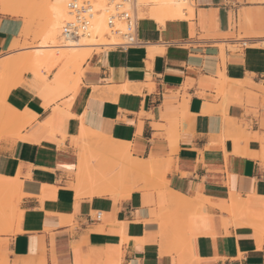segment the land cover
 <instances>
[{
    "label": "crops",
    "instance_id": "crops-1",
    "mask_svg": "<svg viewBox=\"0 0 264 264\" xmlns=\"http://www.w3.org/2000/svg\"><path fill=\"white\" fill-rule=\"evenodd\" d=\"M52 1L0 0V58ZM189 8L3 91L0 264H264V0Z\"/></svg>",
    "mask_w": 264,
    "mask_h": 264
},
{
    "label": "rangeland",
    "instance_id": "rangeland-1",
    "mask_svg": "<svg viewBox=\"0 0 264 264\" xmlns=\"http://www.w3.org/2000/svg\"><path fill=\"white\" fill-rule=\"evenodd\" d=\"M95 1L100 2V0H95ZM138 3L141 5V9H143V7H145V6L150 5V10H152L151 16L156 17V18L165 19L163 16V13L159 9V7H161L160 6L161 4L159 1L138 0ZM48 7H49L48 3H45V5L41 7V10L39 12L40 23L37 26L36 30L32 33V39L28 40V41H26V40L23 41L15 49L16 53H13L10 50L4 56L6 59H9V60L15 59L16 64H14L15 68H14V65L10 64L7 66V68H8V69L6 68L7 70L0 69V112H1V109L3 106V98H2L3 91L6 94L17 83H20L26 74H31L32 76L37 78L39 81H41L43 83V85H47L49 83L48 78L54 70H56V72L60 71V70H63V71L66 70V71H64L65 74H64V77L62 78V80L57 81L55 79V77L57 75L56 74L55 76L54 75L52 76L51 83H53V84L55 83L57 86L67 84L69 90L74 89V86H75V79L74 78L79 74L77 70H79V72H80L81 66L83 63L81 64L80 67H77L75 64L70 63V62H69V64H70L69 65L68 61L58 57V55H60V53L62 52L60 49H55V50H52L50 52H47V53L52 54L54 56V58L60 59L55 64L52 63L54 60L53 61L51 60V63L49 62V60H47L49 63L44 61V62H42V64L41 63H32V64L28 63V64H26L25 63L26 61H24V59L26 60L27 58H29L30 55L36 56V55L43 54V53H37L36 54L35 52L32 51V49L38 48V46L40 47L41 45H43L42 42H44V40H45L46 30H47V26H48V18H47V16L45 17V15L49 11ZM182 9H188V10L190 9L189 3L187 1L185 2V4H183L179 8V11ZM179 11H178L177 15H179ZM58 43L64 44V42L61 41L60 37L58 39ZM93 51H99V49H96ZM4 57H2V58H4ZM2 58H0V59H2ZM21 60H23L24 62H22ZM18 61L21 62V64ZM18 63H19V66H18ZM68 65H69V68H68ZM71 65H73V66H71ZM10 67H11V69H9ZM73 70H75L76 72ZM75 73H76V75H75ZM53 77H54V79H53ZM2 121H3V128L0 129V136L8 134V129H7L8 121L4 118L2 119ZM0 203H2L5 206V217H4L3 223L5 224V226H8L9 227L8 230H10L13 227L14 223L18 220V214H19L18 209H17V196H16V192L14 191V188L10 191H0ZM259 220H260L261 226L264 227V215L261 218H259Z\"/></svg>",
    "mask_w": 264,
    "mask_h": 264
},
{
    "label": "built area",
    "instance_id": "built-area-1",
    "mask_svg": "<svg viewBox=\"0 0 264 264\" xmlns=\"http://www.w3.org/2000/svg\"><path fill=\"white\" fill-rule=\"evenodd\" d=\"M192 4L193 0H186ZM65 17L60 25L62 42H78L88 36L97 18H101L107 34L114 39L110 46L126 51L137 45V23L141 5L138 0H67ZM100 214L94 216L99 221Z\"/></svg>",
    "mask_w": 264,
    "mask_h": 264
},
{
    "label": "bare ground",
    "instance_id": "bare-ground-1",
    "mask_svg": "<svg viewBox=\"0 0 264 264\" xmlns=\"http://www.w3.org/2000/svg\"><path fill=\"white\" fill-rule=\"evenodd\" d=\"M66 1L67 0H53L51 2L52 4L49 3V4H51V6L49 5L50 11H48L49 12L48 15L46 14V16L48 18V26H47V30H46L45 40H44V42H42L43 45H41L38 48L33 49V52H35L36 54L37 53H43V54L36 55V56L30 55L29 58H27L28 60L24 59V61H26L25 62L26 64H28V63H30V64L41 63L42 64V62H44V61L48 62L47 60H49L50 63H51V60L52 61L54 60L52 63L55 64L58 62V60H60L59 58H61V59H65L66 61H68V64L70 62V63L75 64L77 67H80L81 64L84 62V60L91 55L93 50L99 49V47L108 48V47H111L110 45L114 43V39L110 35L107 34L104 23H103L102 19L99 17L95 20L92 31L88 36H84V37L80 38L78 42H64V44L63 43L59 44L58 43L59 34H60L59 30H60L61 22L64 19L65 13H66V10H65ZM155 1L160 2L161 7H159V9L162 8L165 11H167L168 16L171 19V17L178 14L179 8L183 4H185L186 0L185 1H182V0H155ZM139 16H140V12H139ZM55 49H60L62 51L60 53V55H58L59 58H57V59L54 58V56L52 54L47 53V52H50V51L55 50ZM21 61L24 62L23 60H21ZM15 62H16L15 59L14 60L2 59V60H0V69L7 70L8 69L7 66L10 64L14 65V64H16ZM19 63L21 64V62H19ZM19 63H18V66H19ZM69 65H68V68H69ZM71 66H73V65H71ZM14 68H15V65H14ZM9 69H11V67ZM64 71H66V70H64ZM64 71L63 70L58 71L56 77H59V78L64 77V74H65ZM73 71H75V70H73ZM77 71L79 73V70H77ZM75 75H76V73H75ZM0 218H1V216H0Z\"/></svg>",
    "mask_w": 264,
    "mask_h": 264
}]
</instances>
